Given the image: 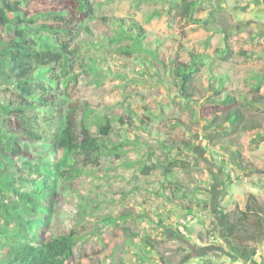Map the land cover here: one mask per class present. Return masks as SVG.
<instances>
[{"label": "rangeland", "instance_id": "rangeland-1", "mask_svg": "<svg viewBox=\"0 0 264 264\" xmlns=\"http://www.w3.org/2000/svg\"><path fill=\"white\" fill-rule=\"evenodd\" d=\"M92 1L100 15L138 21L147 31L146 40L152 42V46H156L163 56L173 50L170 42L176 45L175 41H180L187 49L201 53L202 58L211 64L214 75L228 76L231 81L229 90L239 89L259 95L262 100L258 104L238 100L233 105H224L222 100H209L213 97L211 88L218 80L211 82L204 78L202 87L205 85L209 89V98L191 103L196 111V116L192 117L189 110L183 108L177 85L164 77L160 66L121 58L115 51V44L103 33L81 43L80 54L76 53L79 58L72 59L88 61L90 57L94 58L102 62L103 67L110 68L111 73L106 77L90 75L87 80L77 76L75 81L69 82L66 90L72 99L80 98L82 105L88 103L91 106L89 127L95 135H99L98 128L105 124L107 117L111 118L114 132L105 142L109 147L118 146V149L100 155L98 162H93L92 166L88 163L83 167L86 175L76 180L74 186L77 193L69 200L86 207L85 212L77 216L76 225L64 218L60 210L61 199L57 201L53 219L58 221L63 218L58 224L65 229L75 226L80 235L68 264H98V257L104 258L106 264H198L229 257L233 260L241 258V264H264L259 255H253L257 247L264 254V240L262 244H250L248 248H233L225 240L221 222L223 216L235 207L243 209L247 202L252 207L258 206L256 201L264 204V84L260 90L251 86L257 81L255 75L264 74V0H223L217 9L218 17L233 25L230 36L199 27L197 21L184 22L175 9L176 0ZM198 2L194 12L197 19L209 15L216 6V0ZM42 3L47 4L44 0L30 1L35 8ZM226 46L231 47L233 55L223 61V53L216 50L222 51ZM52 56H48L47 60ZM72 62L69 68L76 74L77 65ZM158 68L160 71L155 70ZM233 107L240 110L237 112ZM235 112V121L240 125L245 122L252 131L244 141L238 139L237 133L222 134L221 130L213 127V121L208 120L212 115L216 116L214 121L228 119ZM129 113L134 120L136 115L149 116L165 137L192 141V149L180 153L179 157L190 159L195 169L189 173L177 169L167 178L186 183L185 186L188 184L193 190L191 194L182 195L180 202L167 200L170 195L168 182L160 172L149 175L140 172L143 165L150 164L149 152L161 150L156 139L143 129L119 122L120 115ZM176 118L185 124H176ZM134 123L138 125L137 120ZM221 136L222 141L228 143L238 144L240 140L241 156L235 157L236 163L231 161L227 150L217 145ZM38 150L30 148L32 155H38ZM115 153H119V157ZM253 167L259 170H250ZM220 181L225 187L224 194L228 193L227 197L224 195V201L219 199ZM246 186L257 194L247 192ZM251 195L257 199L255 202ZM244 197L245 202L240 204ZM120 211L134 213L132 217L140 233L135 240L126 239L122 222L103 223L104 216ZM218 211L223 214L222 217H216L214 212ZM186 213L192 214L194 219L187 227L184 238L174 222ZM207 231L211 234L207 235ZM41 232L47 236L50 229L43 225ZM211 235L214 237L211 238ZM144 237L155 242L150 252V246L145 247ZM182 244L186 249H179ZM245 257L253 260L244 262Z\"/></svg>", "mask_w": 264, "mask_h": 264}, {"label": "trees", "instance_id": "trees-1", "mask_svg": "<svg viewBox=\"0 0 264 264\" xmlns=\"http://www.w3.org/2000/svg\"><path fill=\"white\" fill-rule=\"evenodd\" d=\"M30 1L0 0V264H68L80 235L75 226L65 229L58 224L63 218L53 219L57 201L61 199L64 218L76 225L77 216L82 215L86 207L69 200L77 193L76 180L86 175L83 167L88 163L92 166L100 155L118 149L105 142L114 132L111 118L107 117L105 124L98 128L99 135H95L89 127L91 106L82 105L80 98L72 99L66 90L77 76L87 80L90 75L106 77L111 73L110 68L103 67L102 62L94 58L76 60L81 43L103 33L115 44V51L121 58L160 66L164 77L177 85L183 108L189 110L192 117L196 116V111L191 103L209 98V89L205 85L202 87L204 78L211 82L218 80L211 88L213 97L209 100H222L224 105L237 104L238 100L258 104L262 97L239 89L229 90V77L214 75L211 64L201 53L187 49L180 41H175L176 45L170 42L173 50L163 56L146 40L147 31L138 21L100 15L92 0H44L47 4L36 8ZM222 2L216 0L213 11L201 19L194 17L198 0H176L175 9L184 22L197 21L199 27L230 36L233 25L218 17L217 9ZM216 51L223 53V61L233 55L229 46ZM50 55H56L57 59L52 56L47 60ZM72 61L77 65L76 74L69 68ZM155 70L160 71L159 68ZM254 77L257 81L251 86L260 90L264 74ZM233 108L237 112L240 110ZM136 116L138 125L130 113L120 115L118 120L143 129L156 139L161 150L149 152L150 164L140 168L143 175L158 171L167 179L177 169L187 173L195 169L190 159L179 157L180 153L192 149V141L165 137L149 116ZM214 118L216 116L212 115L208 120L224 135L237 133L238 139L244 141L252 132L245 122L240 125L235 121L236 112L228 119L214 121ZM175 122L185 124L178 118ZM240 140L238 144L228 143L222 141L221 136L217 141V145L230 153L234 163L235 157L241 156ZM30 148H38V155H32ZM119 153L115 156L119 157ZM167 182L169 202L178 203L182 195L193 193L186 183L169 179ZM253 200L257 199L253 197ZM256 202L258 206L252 207L247 202L245 208L235 207L227 214L225 240L231 247L244 249L264 240V204ZM133 214L120 211L104 216L102 221L106 224L122 222L126 239L135 240L140 233ZM146 214L149 215L147 211ZM43 225L50 229L47 236L41 232ZM206 233L211 234L210 231ZM143 240L145 247L150 246L148 252L152 251L155 242L147 237ZM179 249H186V246L182 244ZM160 259L166 263L163 257ZM97 262L106 264L100 257Z\"/></svg>", "mask_w": 264, "mask_h": 264}, {"label": "built area", "instance_id": "built-area-1", "mask_svg": "<svg viewBox=\"0 0 264 264\" xmlns=\"http://www.w3.org/2000/svg\"><path fill=\"white\" fill-rule=\"evenodd\" d=\"M194 217L190 213H186L184 216L179 217L175 220L174 224L176 225V229L179 233L184 236H187L188 226L193 221ZM214 236L211 235V238ZM198 264H241L239 260H233L232 258H226L224 260L219 261H201Z\"/></svg>", "mask_w": 264, "mask_h": 264}, {"label": "crops", "instance_id": "crops-1", "mask_svg": "<svg viewBox=\"0 0 264 264\" xmlns=\"http://www.w3.org/2000/svg\"><path fill=\"white\" fill-rule=\"evenodd\" d=\"M260 166V165H259ZM223 182V181H222ZM221 181H220V189H219V191H220V197H219V199L220 200H222V201H224V199H225V197H227L228 196V193H226V194H224V191H225V187H224V185H223V183H222ZM253 186H255L254 184H252ZM216 186V185H215ZM256 187V189H257V186H255ZM248 188V186H246V189ZM247 192H251L252 194H257L256 192H254V191H251V190H249V188H248V191ZM224 195H225V197H224ZM245 202V197L243 198V200H242V202L240 203V204H243ZM215 213V215H216V217L217 216H223V214L221 213V212H214ZM220 217V218H221ZM225 219H226V216H223V220L221 221L222 223H223V229H222V232H225L224 230H225ZM218 220V219H217ZM218 221H220V219L218 220ZM220 226V228H221V225H219ZM263 242V241H262ZM262 242H261V244H262ZM244 253V252H243ZM255 254V256L256 255H259L263 260H264V254L262 253V251H261V248L260 247H257L256 249H255V251H254V253H253V255ZM244 260V262H246L247 260H249V261H251V260H253L252 258H250V257H245V258H243ZM239 261H241V258H239Z\"/></svg>", "mask_w": 264, "mask_h": 264}]
</instances>
